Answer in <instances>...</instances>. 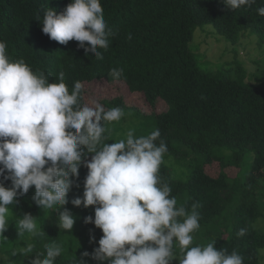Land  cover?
<instances>
[{
	"label": "trees",
	"instance_id": "trees-1",
	"mask_svg": "<svg viewBox=\"0 0 264 264\" xmlns=\"http://www.w3.org/2000/svg\"><path fill=\"white\" fill-rule=\"evenodd\" d=\"M71 2L0 0V41L6 43L10 60L23 59L34 72H43L49 83H59V73L63 72L70 92L77 81L84 85L104 80L123 82L130 92L144 94L155 110L148 116L136 111L146 127L134 135L138 138L159 130L157 143L163 140L167 153L177 158L190 153L196 158L185 181L175 179L165 161L160 167V176L171 187L178 206L191 212L193 203L200 205L196 209L200 229L193 234V244L215 242L218 250L226 248L229 254L237 251L244 264H260L264 232L257 224L264 206L260 199L264 190V85L204 70L189 44L196 29L206 25L233 43L248 29L264 42V17L256 11L264 7V0L237 10L224 0H100L105 22L113 33L108 49H98L102 60L92 53L86 55L75 40L63 45L42 32L44 11L51 8L59 15ZM112 69H122V75L112 76ZM79 104L86 105L84 87ZM106 105V110L129 109L120 98ZM112 133L109 129L106 143L115 142ZM246 157L248 165L241 173ZM91 158L89 154L85 163ZM87 174L82 164L79 178L72 177L74 185L64 206L76 218L71 232L44 227L30 243L32 252H19L7 264H30L37 253H45L44 245L53 243L63 249L55 264H79L81 259L97 264L82 255L99 247L103 235L94 223H85L88 216L94 219L95 210L71 203L83 197ZM0 182L11 187V181L0 177ZM34 194L33 186L18 197L16 205L9 206L13 214H9L4 233L6 241H0V256L20 234L17 221L26 213L39 217L41 208L35 204ZM60 211L63 208L57 210V216ZM241 228L246 229V235L238 237ZM93 235L95 243L91 242ZM174 251L178 257V247Z\"/></svg>",
	"mask_w": 264,
	"mask_h": 264
},
{
	"label": "clouds",
	"instance_id": "clouds-1",
	"mask_svg": "<svg viewBox=\"0 0 264 264\" xmlns=\"http://www.w3.org/2000/svg\"><path fill=\"white\" fill-rule=\"evenodd\" d=\"M224 3L237 10L250 8L256 0ZM256 11L264 17V7ZM42 32L63 45L75 40L86 55L92 53L98 60L103 59L98 49L107 50L113 35L100 0H72L59 15L46 9ZM122 71L112 69L111 75L119 78ZM59 81L49 83L43 72H34L23 59L10 60L6 43L0 41V177L11 181V187L0 182V241H6L9 206L33 186L35 204L44 210L63 208L58 226L71 232L76 218L64 206L74 185L72 177L79 178L83 164L88 169L83 197L71 203L94 208V219L88 216L85 223H94L103 233L99 247L91 254L85 251L83 257L90 256L97 264H171L176 259L179 264H244L237 251L218 250L215 242L193 244V234L200 229L196 212L200 205L193 203L191 212L178 206L160 176L168 147L163 140L157 143L159 130L137 138L129 129L125 138L106 143L108 125L122 119L123 109L106 110L97 100L81 106L83 84L75 82L70 92L63 72ZM89 154L92 158L85 163ZM16 224L21 236L39 234L37 218L30 213ZM245 235L244 228L237 232L238 237ZM91 242L95 243L94 235ZM44 248L46 254L37 253L30 264H55L63 251L55 243ZM32 250L29 244L19 251Z\"/></svg>",
	"mask_w": 264,
	"mask_h": 264
},
{
	"label": "rangeland",
	"instance_id": "rangeland-1",
	"mask_svg": "<svg viewBox=\"0 0 264 264\" xmlns=\"http://www.w3.org/2000/svg\"><path fill=\"white\" fill-rule=\"evenodd\" d=\"M193 51L197 64L204 70L211 71L215 76L220 74L231 75L235 79H244L246 83H261L264 85V42L254 35L252 29L244 31L236 43L221 36L212 25H206L196 29L193 41L189 44ZM85 90L86 105L91 106L92 100H97L106 107V103L120 98L129 108L124 111V116L118 122L108 125L113 131L114 141L126 137L129 129H134V133L146 127L145 120L141 119L136 111L142 115H151L155 108L145 99L144 94L132 93L123 82L93 81L83 85ZM161 108V106H159ZM106 109V108H105ZM186 150V149H184ZM164 161L171 168L173 177L177 180L185 181L191 173V165L196 162V158L189 153V156L180 158L171 153L164 155ZM247 157L242 163L241 173L247 168ZM263 196L260 197L264 201ZM41 208V207H40ZM264 206H261L264 215ZM58 206L55 209L44 210L37 217L38 232L44 227L60 228L57 216ZM13 212L10 209V215ZM258 222L257 227L264 232V217ZM36 235L25 233L17 234V239L3 248L4 253L0 256V263L7 264L12 262L15 256L21 252L20 249L26 248ZM13 246V247H12ZM13 249V250H12ZM77 264L78 262H74ZM80 264V263H79ZM85 264H89L85 261ZM172 264H179V259L173 260ZM260 264H264V249L260 251Z\"/></svg>",
	"mask_w": 264,
	"mask_h": 264
}]
</instances>
